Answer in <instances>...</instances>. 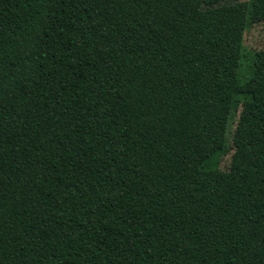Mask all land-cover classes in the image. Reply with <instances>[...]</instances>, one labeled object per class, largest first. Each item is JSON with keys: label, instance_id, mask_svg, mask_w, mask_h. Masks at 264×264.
<instances>
[{"label": "trees", "instance_id": "obj_1", "mask_svg": "<svg viewBox=\"0 0 264 264\" xmlns=\"http://www.w3.org/2000/svg\"><path fill=\"white\" fill-rule=\"evenodd\" d=\"M204 1L0 0V264H264V0Z\"/></svg>", "mask_w": 264, "mask_h": 264}, {"label": "rangeland", "instance_id": "obj_2", "mask_svg": "<svg viewBox=\"0 0 264 264\" xmlns=\"http://www.w3.org/2000/svg\"><path fill=\"white\" fill-rule=\"evenodd\" d=\"M239 1L246 0H205L203 7H215L218 5L236 3ZM243 46L246 53H253L257 50L264 49V21L250 22L247 25L244 34ZM242 71H245V66H243ZM239 114V111H235L231 114L230 125L228 126V131L226 133V151L217 158V165L221 171H226L231 166L232 154L235 150L233 143V133L237 125Z\"/></svg>", "mask_w": 264, "mask_h": 264}]
</instances>
